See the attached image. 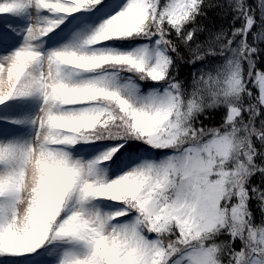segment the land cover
I'll return each instance as SVG.
<instances>
[{
  "label": "snow or ice",
  "instance_id": "1",
  "mask_svg": "<svg viewBox=\"0 0 264 264\" xmlns=\"http://www.w3.org/2000/svg\"><path fill=\"white\" fill-rule=\"evenodd\" d=\"M0 264H264V0H0Z\"/></svg>",
  "mask_w": 264,
  "mask_h": 264
}]
</instances>
